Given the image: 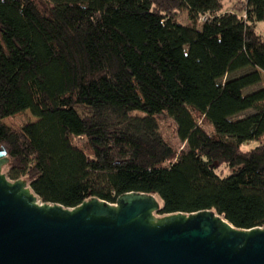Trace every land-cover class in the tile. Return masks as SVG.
<instances>
[{
    "label": "trees",
    "instance_id": "16d2710c",
    "mask_svg": "<svg viewBox=\"0 0 264 264\" xmlns=\"http://www.w3.org/2000/svg\"><path fill=\"white\" fill-rule=\"evenodd\" d=\"M261 22L264 0L234 11L223 0H0L9 179L69 209L142 193L159 197L161 216L215 211L238 229L263 228L264 143L242 148L264 139V88L249 91L264 74ZM26 111L38 120L20 131L3 123ZM162 116L186 150L165 137Z\"/></svg>",
    "mask_w": 264,
    "mask_h": 264
},
{
    "label": "water",
    "instance_id": "95a60500",
    "mask_svg": "<svg viewBox=\"0 0 264 264\" xmlns=\"http://www.w3.org/2000/svg\"><path fill=\"white\" fill-rule=\"evenodd\" d=\"M9 162L0 146V264H264V227L238 229L215 211L158 219L159 197L142 193L51 205L2 173Z\"/></svg>",
    "mask_w": 264,
    "mask_h": 264
},
{
    "label": "rangeland",
    "instance_id": "374dc122",
    "mask_svg": "<svg viewBox=\"0 0 264 264\" xmlns=\"http://www.w3.org/2000/svg\"><path fill=\"white\" fill-rule=\"evenodd\" d=\"M223 3H224V9L226 11H234V10H236L237 7L238 8L240 7L241 0H223ZM179 21L186 24L188 22L186 15L185 14L180 15ZM256 28H257V33L260 36H262V38L264 39V23L263 22L258 23L256 25ZM195 53L201 57L202 62H203L204 68H203L202 78L204 80L206 87L212 88V87L216 86L218 84V82L213 80L211 73L209 71L210 68L208 65H206L205 58L202 55L199 46H197L195 48ZM259 88H264V74H262L261 84H259L256 87L251 88L249 91L256 90ZM76 110L81 116L90 115V109H88L85 106H76ZM246 114H244L242 116H245ZM37 120L38 119L36 117H34L30 111H26L23 114H20V115H17L15 117L8 118V119L4 120L3 123L8 125L9 127H11L15 131H20L24 124L29 123V122H36ZM159 123H160L161 130L163 131V134L168 139V141L174 146V148L178 151V153L187 149L186 144L183 143L178 136L177 125L172 118H170L169 116H162L159 118ZM203 127L209 134H212L214 132L212 127H209V126H203ZM75 142L81 148H85L86 141L84 139H76ZM262 143H264V139H262L260 141L250 142V143L244 145L242 148L244 150L249 151V150H252V149L258 147ZM7 171H8V167L4 166L2 168V173L4 175H6L7 178L9 179V177L7 175L8 174ZM217 173L219 175H221L222 177H226L230 174V170L228 167L223 166L220 170L217 171ZM9 180L11 182H14L11 179H9ZM22 180H25L28 183L27 179H22ZM156 216L158 217V219L165 217V216H161L158 214Z\"/></svg>",
    "mask_w": 264,
    "mask_h": 264
},
{
    "label": "bare ground",
    "instance_id": "6f19581e",
    "mask_svg": "<svg viewBox=\"0 0 264 264\" xmlns=\"http://www.w3.org/2000/svg\"><path fill=\"white\" fill-rule=\"evenodd\" d=\"M158 200L160 201V199L158 198ZM160 203H161V201H160Z\"/></svg>",
    "mask_w": 264,
    "mask_h": 264
}]
</instances>
